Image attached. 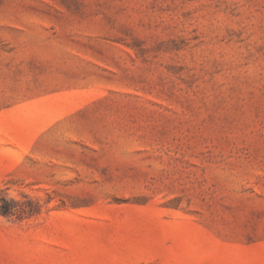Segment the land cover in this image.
Segmentation results:
<instances>
[{
  "label": "rangeland",
  "instance_id": "rangeland-1",
  "mask_svg": "<svg viewBox=\"0 0 264 264\" xmlns=\"http://www.w3.org/2000/svg\"><path fill=\"white\" fill-rule=\"evenodd\" d=\"M0 264H264V0H0Z\"/></svg>",
  "mask_w": 264,
  "mask_h": 264
}]
</instances>
